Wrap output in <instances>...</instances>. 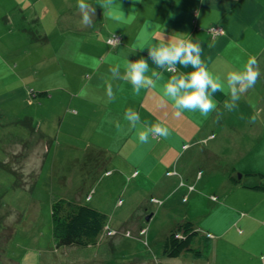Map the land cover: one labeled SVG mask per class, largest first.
<instances>
[{
    "label": "crops",
    "instance_id": "0c3cea01",
    "mask_svg": "<svg viewBox=\"0 0 264 264\" xmlns=\"http://www.w3.org/2000/svg\"><path fill=\"white\" fill-rule=\"evenodd\" d=\"M85 2L96 9L91 26L82 25L78 0H65L57 14L54 10L53 17L44 16L41 35L48 40L44 42V90L39 91L50 92L44 102L52 99L47 106L52 107V114L44 116L41 125L44 136L64 122L58 115L59 106H64L73 138L78 142L91 136L90 148L104 153L105 164L107 154L111 156V174L123 177L126 172H138L137 180L155 183L165 178H175L176 182L178 175L188 178L190 170L180 163L186 152L197 147L203 152L202 148L209 147L216 152L222 168L212 176L218 185L212 198L206 197L211 204L203 209L197 223L193 221L198 233L192 247L200 254L185 252L171 262L264 264V188H254L264 185V0H112L110 10L101 8L98 0ZM39 25L43 28L42 23ZM212 26L224 28L225 33L214 36L208 30ZM174 32L199 42L201 59L224 85L225 92L214 94L216 109L206 117L199 110H182L177 115V109L163 94L170 76L178 74L173 72L179 68L187 73L192 67L176 65L164 71L156 69L148 58V46L156 45L161 35ZM26 33L31 43L42 45L43 41H35L33 34ZM113 34L122 38L115 47L107 42ZM141 56L150 66L146 75L156 70L160 78L154 87L141 88L137 94L130 81L113 79L109 69L120 64L123 76L124 64ZM250 57L256 58L260 75L254 87L241 95L237 107L227 111L224 103L231 102L227 74L242 71ZM108 83L115 99L107 96ZM129 108L139 113L136 127L125 119ZM218 112L222 113L219 119ZM253 117L255 121L250 122ZM144 122L148 127H166L168 135L155 137L150 133L146 143L140 142L138 133L145 130ZM119 164L127 169L119 168ZM133 165L137 169L132 170ZM159 166L164 169L158 179H150L151 172L160 170L152 168ZM167 171L175 175L169 178ZM186 218L181 222L190 220Z\"/></svg>",
    "mask_w": 264,
    "mask_h": 264
},
{
    "label": "rangeland",
    "instance_id": "374dc122",
    "mask_svg": "<svg viewBox=\"0 0 264 264\" xmlns=\"http://www.w3.org/2000/svg\"><path fill=\"white\" fill-rule=\"evenodd\" d=\"M64 3L0 0V163L9 168L0 166V264H172L163 254L164 243L177 222L188 217L197 223L211 204L206 197L212 198L218 185L212 176L222 168L216 152L209 147H201L203 152L200 147L188 150L180 162L190 170L188 178L178 175L176 182L175 178L141 182L135 178L138 172H126L123 177L111 174V156L107 154L105 164L104 153L90 148L91 136L77 142L64 106H59L58 113L64 120L61 128L43 136L41 125L44 116L52 114V107L47 108L52 99L31 98V91L44 90V42L34 45L26 32L44 35V16L53 17ZM28 116L35 119L40 132L16 125ZM163 169L152 168L156 171L150 179H158ZM210 170L214 172L209 174ZM168 171L169 178L175 175ZM57 196L107 214L98 245L57 248L52 218ZM142 227L146 229L140 232Z\"/></svg>",
    "mask_w": 264,
    "mask_h": 264
},
{
    "label": "clouds",
    "instance_id": "9594fccd",
    "mask_svg": "<svg viewBox=\"0 0 264 264\" xmlns=\"http://www.w3.org/2000/svg\"><path fill=\"white\" fill-rule=\"evenodd\" d=\"M101 8L110 10L112 0H98ZM77 7L81 15V23L83 26H91L93 16L96 13L95 7L78 0ZM202 48L199 42L193 41L191 37L185 38L182 33L174 32L171 34H163L159 38V42L154 46H148V58L156 65V69L171 71L176 65L185 68L192 67L190 72H182L177 69L178 74L170 76L164 85L163 94L177 109V115L182 110L197 111L207 116L216 109L214 94L216 92H225L224 85L218 77L209 72L205 62L201 59ZM124 74L121 76V65L116 64L110 67L109 71L113 79H124L130 81L134 92L139 93L141 88L154 87L156 81L160 78V73L153 70L151 75H146L149 71L147 60L141 56L135 61H127L124 64ZM260 72L255 57H250L242 71H230L227 74L226 82L228 93H230L231 102L225 101L224 108L232 111L237 107V102L241 95L248 89L254 87ZM155 78V79H154ZM106 93L109 100L115 99L112 84L108 83ZM226 93V94H228ZM125 119L130 122L132 127H136L140 123L139 113L129 108L125 112ZM222 113H217V118ZM255 117L250 122H254ZM145 130L139 131V141L146 143L150 133L158 134L166 137L168 129L160 124H153L151 127L144 122Z\"/></svg>",
    "mask_w": 264,
    "mask_h": 264
},
{
    "label": "trees",
    "instance_id": "16d2710c",
    "mask_svg": "<svg viewBox=\"0 0 264 264\" xmlns=\"http://www.w3.org/2000/svg\"><path fill=\"white\" fill-rule=\"evenodd\" d=\"M33 39L35 41L46 42L48 38L35 32ZM48 91H31V98L47 97ZM24 125L31 130V133L40 132V126L37 125L33 117H26L18 120L16 125ZM44 136V133H42ZM158 137V134H154ZM1 167H6L0 163ZM7 168V167H6ZM9 169V168H7ZM12 171V170H11ZM232 181L237 179L231 176ZM256 189L264 188V185L254 186ZM52 218H53V236L55 244L58 247H89L98 245L103 239L104 232L107 227V214L96 207H92L85 203H71L64 197L57 196L52 202ZM195 224L191 220H186L177 224L167 236L163 252L170 258L180 256L185 252L195 251L192 247V240L197 235ZM197 255L200 251H195ZM16 263V262H15ZM19 264V263H18ZM112 264V263H103ZM124 264H140V263H124Z\"/></svg>",
    "mask_w": 264,
    "mask_h": 264
},
{
    "label": "built area",
    "instance_id": "2783aa9c",
    "mask_svg": "<svg viewBox=\"0 0 264 264\" xmlns=\"http://www.w3.org/2000/svg\"><path fill=\"white\" fill-rule=\"evenodd\" d=\"M208 30H209V32H210L211 34H213L214 36H216V35H223V34L225 33L224 28H222V27H218V26H212V27H210ZM121 41H122L121 36H119V35H117V34H113V35H111V36L108 38V40H107L108 44H110V45L113 46V47L119 45V44L121 43ZM214 199L216 200V197H215Z\"/></svg>",
    "mask_w": 264,
    "mask_h": 264
}]
</instances>
